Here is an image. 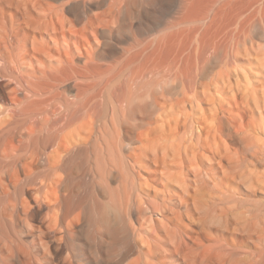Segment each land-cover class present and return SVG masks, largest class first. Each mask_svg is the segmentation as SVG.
<instances>
[{"label": "bare ground", "instance_id": "bare-ground-1", "mask_svg": "<svg viewBox=\"0 0 264 264\" xmlns=\"http://www.w3.org/2000/svg\"><path fill=\"white\" fill-rule=\"evenodd\" d=\"M260 7L0 0V264H57L65 238L84 231L117 241L123 229L140 255L107 264H264L260 210L240 204L263 182L264 61L251 36ZM128 15L169 19L151 38L132 33L109 60L110 37ZM216 62L231 68L210 78ZM141 102L153 112L136 124ZM118 113L128 124L116 127ZM78 166L95 198L76 193ZM239 253L252 258L231 260Z\"/></svg>", "mask_w": 264, "mask_h": 264}, {"label": "rangeland", "instance_id": "rangeland-1", "mask_svg": "<svg viewBox=\"0 0 264 264\" xmlns=\"http://www.w3.org/2000/svg\"><path fill=\"white\" fill-rule=\"evenodd\" d=\"M259 10V22L257 23L258 27L252 31L251 36L253 42L255 43L254 52L261 55V58L264 61V0H261V7ZM132 12L134 14L135 8L132 9L131 13ZM131 16L132 15H128V18L125 20L124 29H122L120 32H116L112 35V37H110V44L106 48L107 59L114 60L120 56L121 50L119 47L126 45L131 40L130 36L132 33L140 38H151L158 35L166 27L167 21L169 19V16H165V19L163 17L161 19L152 16H144L142 21H137L136 19H132ZM230 68L231 66L225 62H216L211 63L208 66L207 72L211 78L218 72L225 71ZM172 91H175V89H172ZM144 103L146 104V102L133 104L131 116L137 119L135 121L136 124H141L144 122V118L141 115L142 112L148 114L153 112V108L150 107L149 103L145 105V108L143 106ZM111 116L112 114H107L105 117H110L109 119H111ZM113 120L115 121L116 127H119L123 124H128L125 122L123 116L120 113H118L117 116H113ZM115 136L120 148H122L121 139L123 137H120L117 132ZM239 168L245 170L247 168V163L241 162ZM86 173L87 167L85 166L84 168L78 166L75 169L76 180H74V183H76L74 186L75 189H77L76 193L79 197L93 195V192H91L90 188L92 182ZM259 173L260 176L263 175L261 176L263 182H261V189H259L260 192L257 193V195H253L248 191H243L240 204L246 205L250 208V210H252V212L255 211L254 209H259L262 217V227L264 228V167L260 169ZM78 174L80 175L78 176ZM122 174L126 179L128 189L130 191L136 190L139 182L135 179L129 166L124 165ZM246 177L250 178L252 181V176L246 175ZM129 208L131 210L139 209L135 200L131 201ZM212 220L219 222L221 218L217 219V215L213 213ZM13 227H15L14 230L18 236L26 238L29 242H32V236L24 226L18 223L17 225H12V228ZM56 253L60 259L57 264H107V261L109 260L116 261L117 263H121L123 261L132 262L135 261L140 255L139 248L136 243V236L125 231L124 229L119 233L117 241H112L107 237V235L102 237L98 235V238L92 239L84 231H80L72 238H65L62 241L61 248H58ZM251 258L252 257L248 254L239 253L232 256L231 260H240L245 262ZM262 259L264 262V242Z\"/></svg>", "mask_w": 264, "mask_h": 264}]
</instances>
